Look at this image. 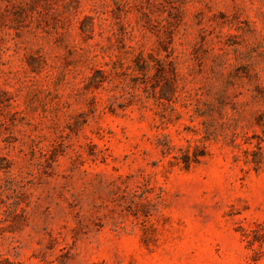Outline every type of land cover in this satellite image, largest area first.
<instances>
[{"label": "rangeland", "instance_id": "rangeland-1", "mask_svg": "<svg viewBox=\"0 0 264 264\" xmlns=\"http://www.w3.org/2000/svg\"><path fill=\"white\" fill-rule=\"evenodd\" d=\"M0 264H264V0H0Z\"/></svg>", "mask_w": 264, "mask_h": 264}, {"label": "trees", "instance_id": "trees-1", "mask_svg": "<svg viewBox=\"0 0 264 264\" xmlns=\"http://www.w3.org/2000/svg\"><path fill=\"white\" fill-rule=\"evenodd\" d=\"M146 68H148V69L150 68L151 69V66L149 64H147ZM187 158H189V157H187ZM185 162H188V161L186 160Z\"/></svg>", "mask_w": 264, "mask_h": 264}]
</instances>
